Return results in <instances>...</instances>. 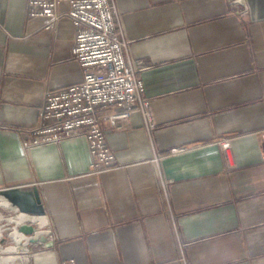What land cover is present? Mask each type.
<instances>
[{"label":"crops","instance_id":"1","mask_svg":"<svg viewBox=\"0 0 264 264\" xmlns=\"http://www.w3.org/2000/svg\"><path fill=\"white\" fill-rule=\"evenodd\" d=\"M29 1L0 0V195L17 208L0 197V230L48 243L13 231L1 264H264V0H115L154 129L137 110L105 122L101 174L84 138L26 147L47 93L83 80L73 22L48 29Z\"/></svg>","mask_w":264,"mask_h":264},{"label":"built area","instance_id":"2","mask_svg":"<svg viewBox=\"0 0 264 264\" xmlns=\"http://www.w3.org/2000/svg\"><path fill=\"white\" fill-rule=\"evenodd\" d=\"M63 4L68 5L67 11L60 10ZM28 16L50 18L48 29L62 18L73 22L76 43L72 54L83 80L47 93L38 124L28 130L35 140L26 147L84 138L90 145L93 173H106L117 158L107 142L105 122L123 130L137 110L144 114L148 128L154 129L147 89L139 77L141 68L130 58L131 41L125 36L115 0H30ZM111 108L121 112L105 115ZM262 141L264 145V133Z\"/></svg>","mask_w":264,"mask_h":264},{"label":"water","instance_id":"3","mask_svg":"<svg viewBox=\"0 0 264 264\" xmlns=\"http://www.w3.org/2000/svg\"><path fill=\"white\" fill-rule=\"evenodd\" d=\"M235 3L241 4L244 6V0H234ZM18 231L20 235H24L25 239L28 240V244H34L38 242H42L47 244L48 238L45 236L38 237V233L40 232L37 227H35L33 224H20L18 227H16L15 231ZM6 242L5 239H2L1 244H4ZM52 245V244H50Z\"/></svg>","mask_w":264,"mask_h":264},{"label":"rangeland","instance_id":"4","mask_svg":"<svg viewBox=\"0 0 264 264\" xmlns=\"http://www.w3.org/2000/svg\"><path fill=\"white\" fill-rule=\"evenodd\" d=\"M1 218V217H0ZM13 230L12 228H8V230L5 231V233L3 234L0 230V234L2 235V238H3V235H4V239L6 240V244L4 245V247L8 248V247H12V246H16V240L15 238L13 237L12 233H13ZM1 238V239H2ZM0 239V241H1ZM3 244L0 243V246H2ZM1 258V257H0Z\"/></svg>","mask_w":264,"mask_h":264},{"label":"bare ground","instance_id":"5","mask_svg":"<svg viewBox=\"0 0 264 264\" xmlns=\"http://www.w3.org/2000/svg\"><path fill=\"white\" fill-rule=\"evenodd\" d=\"M0 197L1 198H4L9 204H11L10 203V201L5 197V196H3V195H0ZM12 205V207H14V208H16L13 204H11ZM17 209V208H16ZM21 214H25V215H29L30 217H34V218H36V219H40V218H42V217H45V216H40V215H31V214H27V213H21ZM16 232L19 234V232L16 230ZM2 238V235L0 234V239ZM0 264H1V262H0Z\"/></svg>","mask_w":264,"mask_h":264}]
</instances>
